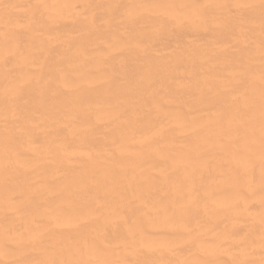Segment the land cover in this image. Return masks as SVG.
<instances>
[{
    "label": "bare ground",
    "instance_id": "bare-ground-1",
    "mask_svg": "<svg viewBox=\"0 0 264 264\" xmlns=\"http://www.w3.org/2000/svg\"><path fill=\"white\" fill-rule=\"evenodd\" d=\"M0 264H264V0H0Z\"/></svg>",
    "mask_w": 264,
    "mask_h": 264
}]
</instances>
